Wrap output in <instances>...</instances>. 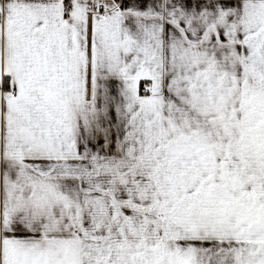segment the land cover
I'll return each mask as SVG.
<instances>
[{"label":"snow or ice","instance_id":"6c2138e0","mask_svg":"<svg viewBox=\"0 0 264 264\" xmlns=\"http://www.w3.org/2000/svg\"><path fill=\"white\" fill-rule=\"evenodd\" d=\"M0 264H264V0H0Z\"/></svg>","mask_w":264,"mask_h":264}]
</instances>
